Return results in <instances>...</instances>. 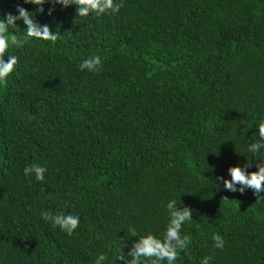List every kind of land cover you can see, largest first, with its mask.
I'll use <instances>...</instances> for the list:
<instances>
[{
  "label": "trees",
  "instance_id": "trees-1",
  "mask_svg": "<svg viewBox=\"0 0 264 264\" xmlns=\"http://www.w3.org/2000/svg\"><path fill=\"white\" fill-rule=\"evenodd\" d=\"M119 3L99 17L47 15L45 3L35 19L55 43L16 21L25 42L8 49L18 63L0 83V264H93L101 252L115 264L129 229L163 231L170 198L192 217L176 264H264V191L217 179L260 162L246 145L264 119V0ZM17 4L36 9L0 0V12ZM92 54L99 69L80 70ZM31 164L42 181L24 175ZM59 211L80 214L71 234L43 218Z\"/></svg>",
  "mask_w": 264,
  "mask_h": 264
},
{
  "label": "clouds",
  "instance_id": "clouds-1",
  "mask_svg": "<svg viewBox=\"0 0 264 264\" xmlns=\"http://www.w3.org/2000/svg\"><path fill=\"white\" fill-rule=\"evenodd\" d=\"M23 3L35 5V11L26 10L17 4L15 14L6 11L0 12V83L5 81L18 63L17 56L10 53L8 49L10 46L17 48L25 42L17 39L16 30L19 27L16 21L22 22L24 26L22 33L25 37L55 43L58 33L50 31L48 24L38 23L35 19L36 13L44 12L43 5L45 3L50 5L47 15H51L54 6L59 5L62 8L74 6L75 16L78 17H87L92 13L99 17L108 10L115 12L120 6L119 0H23ZM100 64V56L92 54L82 59L78 67L80 70L86 69L89 72H95L99 69ZM256 127V138L246 145V151L252 154L253 159L258 158L260 162L255 164V171H247L250 167V161L247 159L243 166L236 164L227 168L229 178L217 177L218 180H222L223 188L229 192L243 194L246 189H251L253 195H256L264 191L262 188L264 159H260L258 156L259 153L264 152V119L259 120ZM45 171L43 166L37 164L25 166L23 169L26 177L32 174L37 181L44 179ZM164 208L167 212V222L163 231L159 235L152 232L140 235L136 229H129L128 237H136V239H133L127 246L124 241L122 242L123 246H113L112 254L115 264H176L178 254L185 250L189 239L186 234H181V229L185 222L192 219L191 209L177 203L176 198L168 199ZM79 217L78 212L72 211H59L55 214L43 213L45 220L50 221L52 226H58L66 234L72 233L79 222ZM211 240L213 248H223L225 241L219 234H212ZM125 247H127V251H124ZM210 259L209 255H204L199 259V264H209ZM107 260L108 256L105 253H97L93 264H106Z\"/></svg>",
  "mask_w": 264,
  "mask_h": 264
}]
</instances>
